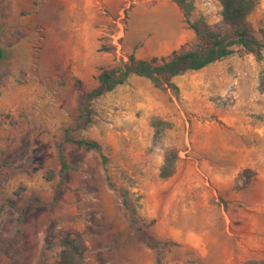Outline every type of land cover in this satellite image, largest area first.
I'll return each instance as SVG.
<instances>
[{
  "label": "rangeland",
  "instance_id": "obj_1",
  "mask_svg": "<svg viewBox=\"0 0 264 264\" xmlns=\"http://www.w3.org/2000/svg\"><path fill=\"white\" fill-rule=\"evenodd\" d=\"M194 2L191 20L229 34L219 0ZM249 20L264 45V0ZM195 42L172 0H0V264H55L67 230L82 234L85 264H157L123 190L167 264L264 260V46L259 58L234 46L172 85L131 75L79 122L102 70ZM68 128L101 144L116 188L98 152L64 142Z\"/></svg>",
  "mask_w": 264,
  "mask_h": 264
},
{
  "label": "trees",
  "instance_id": "obj_2",
  "mask_svg": "<svg viewBox=\"0 0 264 264\" xmlns=\"http://www.w3.org/2000/svg\"><path fill=\"white\" fill-rule=\"evenodd\" d=\"M182 11L186 22L196 35V42L191 49L182 47L180 50L173 51L168 56L152 57L150 59H140L131 55L128 61L121 62L118 66L104 69L97 77V86L86 94L85 104L81 107L79 122L87 126L92 122L89 110V102L107 91L113 90L116 86L125 83L131 75L150 78L156 84L171 83L174 76L183 74L187 71H197L209 64L225 58L235 52L237 46L244 53H250L256 57L262 56L263 43L257 38L255 29L249 20V16L256 9L259 0H219L221 4V15L223 23L228 27L229 34L225 35L221 30H214L204 16L191 20L195 10L194 0H172ZM5 55L0 45V59ZM81 86V81H78ZM259 90L264 92V71L261 74ZM155 138L159 139L161 130L157 123ZM64 142H72L81 148L95 150L100 154L108 185L116 188L108 169V156L103 153L101 144L95 140L76 138L68 128L65 131ZM63 168L67 164L62 152L59 154ZM178 155L174 150H169L165 154L164 163L160 170L163 179L170 178L176 167ZM123 204L130 212V218L136 226L142 241L154 248L158 252L157 264H167L164 261L162 243L156 240L137 217L136 208L131 201L128 192H121ZM86 245L82 234L73 230H67L61 239V250L55 264H85ZM250 264H264V260L253 261Z\"/></svg>",
  "mask_w": 264,
  "mask_h": 264
}]
</instances>
